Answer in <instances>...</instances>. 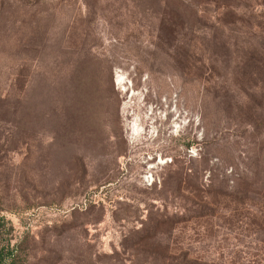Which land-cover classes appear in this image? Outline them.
Masks as SVG:
<instances>
[{
    "label": "rangeland",
    "instance_id": "obj_1",
    "mask_svg": "<svg viewBox=\"0 0 264 264\" xmlns=\"http://www.w3.org/2000/svg\"><path fill=\"white\" fill-rule=\"evenodd\" d=\"M0 249L264 264V0H0Z\"/></svg>",
    "mask_w": 264,
    "mask_h": 264
},
{
    "label": "trees",
    "instance_id": "obj_2",
    "mask_svg": "<svg viewBox=\"0 0 264 264\" xmlns=\"http://www.w3.org/2000/svg\"><path fill=\"white\" fill-rule=\"evenodd\" d=\"M5 252L6 253H2V249H0V264H5L6 256L11 257V251L10 250H9V252L7 250Z\"/></svg>",
    "mask_w": 264,
    "mask_h": 264
}]
</instances>
